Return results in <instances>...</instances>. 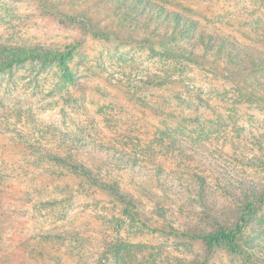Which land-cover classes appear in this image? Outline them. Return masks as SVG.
Returning a JSON list of instances; mask_svg holds the SVG:
<instances>
[{"label":"rangeland","instance_id":"1","mask_svg":"<svg viewBox=\"0 0 264 264\" xmlns=\"http://www.w3.org/2000/svg\"><path fill=\"white\" fill-rule=\"evenodd\" d=\"M110 1L0 0V55L6 48H42L71 56V82L41 63L0 73V171L13 184L5 207L12 217L0 225L7 232L14 227L8 241L18 248L17 260L31 251L36 259L41 253L81 264L87 252L98 264L106 249L105 264H261L264 205L240 242L252 259L224 246L208 253L185 231L198 224L190 207L149 200V211L136 215L70 168L38 164L57 153L49 128L137 159L145 171L160 168L177 190L201 178L222 195L246 198L242 181L264 188V103L203 67L161 56L164 44L152 35L159 30L147 19L160 9L185 24L197 21V27L186 25L190 31H218L264 51V0H142L148 37L134 15H121L119 0ZM127 165H119L113 179L126 178ZM122 188L130 189L124 182ZM19 224L35 234L25 253Z\"/></svg>","mask_w":264,"mask_h":264},{"label":"trees","instance_id":"2","mask_svg":"<svg viewBox=\"0 0 264 264\" xmlns=\"http://www.w3.org/2000/svg\"><path fill=\"white\" fill-rule=\"evenodd\" d=\"M101 1L111 2L110 0ZM118 3L116 8L118 10L124 9V11H120L121 15H134L135 25L143 29L146 37L152 34L150 30H146L145 25L148 22L142 19V16L147 14L144 10L146 3L143 4L142 0H119ZM152 11L147 19L154 23L156 29L159 30L152 35L154 39L160 40V43L164 44L165 48L160 52L161 56L203 67L210 71L213 76L234 86L251 100L264 103L263 50L244 45L232 36L218 31L201 30L198 33L194 30L190 31L186 25L197 27V21L189 20L187 21L188 24H185L183 23L185 20L178 16L170 18L166 14L163 15L160 9L158 11L152 9ZM184 24L185 28H183ZM95 35L97 34L95 33ZM70 58V53L42 48L26 50L6 48L0 55V73L6 70L10 71L15 65L26 62L41 63L42 66L54 65L63 72V77L71 82V74L68 72L67 66V61ZM48 129H45V133L57 141L54 144L57 153L53 156V161L42 159L38 162L39 165H43L45 168L47 166L48 168H55V163L57 166L62 165L65 168H70L89 186L106 192L136 215L138 213H141L142 216L146 214L149 200L157 201L160 199L167 203H174L178 207L186 205L190 207L188 211L191 213L189 215H192L190 216L191 219L198 221L196 225H185L189 240L199 241L208 253L214 248L224 246L234 255H241L245 252L247 258L252 259L253 255L250 249L243 250L240 242L245 229L252 221L254 212L259 206L264 205V188L262 186L253 182L245 183L242 181L243 185L241 186L246 189L245 194L248 192L246 198L229 191L222 195L202 178L199 179L196 186L189 187L188 185L186 190H177L172 184V175L164 174L160 168H156L152 173L145 171L139 166L137 159L128 160L116 151L95 141L89 142L77 135L71 137L66 133L49 132ZM87 139L90 137L87 136ZM46 149L42 148L40 152L43 155H50V150ZM121 164H128L127 170L129 172L125 176L126 178H120L123 176L121 175L113 179L112 172L116 170V173H119L121 170L119 165ZM101 168L106 170L105 175ZM9 178H11L9 173L0 171V220L2 222L12 217L9 209L7 211L5 208L8 205L6 199L13 197V184L7 182ZM123 182L130 189L124 190L122 188ZM134 194L147 197L146 202ZM250 194L254 197L253 200H248ZM21 215L24 216L23 213ZM19 225V237L23 238L20 240L21 244L27 245L28 241L33 239L35 234L32 232L34 231L30 232L28 236L27 232H24L25 224ZM9 226L11 231H14V227ZM11 231L7 232L0 225V264H60L58 257H43L40 253V258L36 259L31 251L27 253L24 260L18 261L14 254V249L18 248L10 245L8 241ZM36 237L41 238L42 234L39 233ZM57 239L62 244V238ZM27 247L28 245L24 253L27 251ZM106 253V249L99 253L101 257L98 264L106 263V256L108 255ZM81 261V264L96 263L95 260H92V254H87V252L82 254ZM263 263L264 261H261V264Z\"/></svg>","mask_w":264,"mask_h":264}]
</instances>
